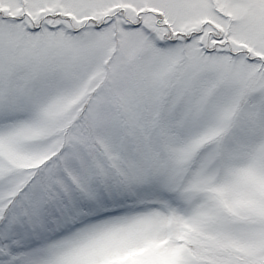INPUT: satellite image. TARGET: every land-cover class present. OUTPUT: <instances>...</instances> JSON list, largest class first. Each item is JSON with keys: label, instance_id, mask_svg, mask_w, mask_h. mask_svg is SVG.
<instances>
[{"label": "snow or ice", "instance_id": "obj_1", "mask_svg": "<svg viewBox=\"0 0 264 264\" xmlns=\"http://www.w3.org/2000/svg\"><path fill=\"white\" fill-rule=\"evenodd\" d=\"M0 264H264V0H0Z\"/></svg>", "mask_w": 264, "mask_h": 264}]
</instances>
